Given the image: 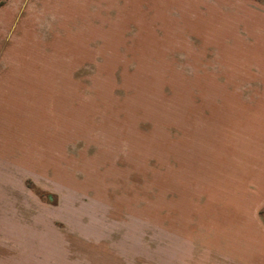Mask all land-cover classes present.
<instances>
[{
    "label": "rangeland",
    "instance_id": "rangeland-1",
    "mask_svg": "<svg viewBox=\"0 0 264 264\" xmlns=\"http://www.w3.org/2000/svg\"><path fill=\"white\" fill-rule=\"evenodd\" d=\"M263 19L264 0H0V264H264L223 77Z\"/></svg>",
    "mask_w": 264,
    "mask_h": 264
},
{
    "label": "crops",
    "instance_id": "crops-1",
    "mask_svg": "<svg viewBox=\"0 0 264 264\" xmlns=\"http://www.w3.org/2000/svg\"><path fill=\"white\" fill-rule=\"evenodd\" d=\"M235 33L240 53L235 57L234 68L226 69L223 74L224 90L232 92L234 121L239 125V136L243 140L237 153L241 163L237 166L239 171L247 173L242 182L244 195L249 202L264 203V191L258 196L256 180H253L258 170L264 171V19L250 29L238 28ZM226 98L229 100L228 94ZM253 219L259 225L257 217Z\"/></svg>",
    "mask_w": 264,
    "mask_h": 264
}]
</instances>
